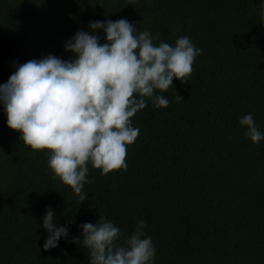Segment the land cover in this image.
<instances>
[{"label":"trees","instance_id":"trees-1","mask_svg":"<svg viewBox=\"0 0 264 264\" xmlns=\"http://www.w3.org/2000/svg\"><path fill=\"white\" fill-rule=\"evenodd\" d=\"M262 16L264 0H0V85L29 60L73 59L65 44L77 31L105 43L95 21L123 18L158 34L156 45L187 36L202 50L188 83L157 90L167 108L145 98L132 118L127 169L102 175L89 164L83 203L52 178L48 150L8 128L0 102V264H90L73 241L100 216L120 228L118 246L145 221L151 264H264V139L254 144L239 123L251 113L264 135ZM48 208L68 236L45 251Z\"/></svg>","mask_w":264,"mask_h":264},{"label":"clouds","instance_id":"clouds-1","mask_svg":"<svg viewBox=\"0 0 264 264\" xmlns=\"http://www.w3.org/2000/svg\"><path fill=\"white\" fill-rule=\"evenodd\" d=\"M261 19L264 22V16ZM89 28L93 33L102 29L106 42L77 31L65 44L73 59L48 55L29 60L0 85L8 128L20 133L19 139L32 151L48 150L52 178L69 186L81 203L88 199L82 189L89 164L102 175L126 170L127 148L139 135L132 118L147 106L145 98L156 108H167L170 102L156 95L157 90L167 92L174 79L188 83L202 52L187 36L179 37L174 46L156 45L158 34H137L136 25L123 18L90 22ZM175 97L178 102L184 99L176 92ZM239 123L254 144L264 139L251 113ZM145 226L141 220L125 246H118L120 228L100 216L95 224H81L82 239L73 242L88 249L90 264H151L155 249L145 237ZM43 228L49 233L45 251L68 236L67 226H55L51 208L43 217Z\"/></svg>","mask_w":264,"mask_h":264}]
</instances>
